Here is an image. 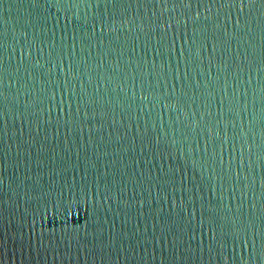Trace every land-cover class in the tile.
<instances>
[{"label": "water", "instance_id": "obj_1", "mask_svg": "<svg viewBox=\"0 0 264 264\" xmlns=\"http://www.w3.org/2000/svg\"><path fill=\"white\" fill-rule=\"evenodd\" d=\"M0 264H264V0H0Z\"/></svg>", "mask_w": 264, "mask_h": 264}]
</instances>
